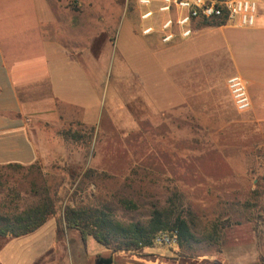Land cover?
I'll list each match as a JSON object with an SVG mask.
<instances>
[{"label":"rangeland","instance_id":"374dc122","mask_svg":"<svg viewBox=\"0 0 264 264\" xmlns=\"http://www.w3.org/2000/svg\"><path fill=\"white\" fill-rule=\"evenodd\" d=\"M27 1L34 6L30 16L36 28L40 21H55L46 0H0V6ZM135 1L65 3L66 10L77 15L73 41L78 40V51L96 41L93 52L103 57V45L112 47L106 81L98 95L81 94L85 106L78 107L77 123L47 130L44 155L36 164L39 171L25 168L1 174L0 194L8 189L19 192L21 209L37 203L44 188L57 201L56 214L36 232L11 244H6L11 239L0 238L4 264H97L113 256L114 264H186L192 255L234 243L228 230L235 222H250L246 228L254 229L255 236L246 241L264 249V134L243 124V130L231 127L242 132L237 137L228 139L235 133L225 131L219 140L212 137L218 133L214 126L205 125V134L204 124L188 121L182 79L186 65L174 70L181 75L176 87L170 65L186 60L196 48L199 53L206 50L209 35L200 34L194 42L196 36L182 35L192 26L174 25L175 39L165 44L163 23L176 21L177 14L160 13L159 3L147 9L140 4L141 13H154L143 20ZM148 27L154 31L144 35ZM87 208L109 211L121 225L146 226L155 212L181 218L193 238L179 246L178 232L173 231L175 245L154 240L153 247L138 252L114 253L116 237L107 249L93 237L84 241L80 231L67 227L68 210Z\"/></svg>","mask_w":264,"mask_h":264},{"label":"crops","instance_id":"0c3cea01","mask_svg":"<svg viewBox=\"0 0 264 264\" xmlns=\"http://www.w3.org/2000/svg\"><path fill=\"white\" fill-rule=\"evenodd\" d=\"M140 1L135 2L141 13ZM150 1L161 4L162 0ZM249 1L257 4L253 27L224 22L200 26L194 22V42L200 34L209 35L206 50L199 53L200 47L196 48L186 60L170 65L174 87L181 76L174 70L180 71L186 65L182 79L186 80L188 121L204 124L205 134V125L214 126L218 131L214 139H223L225 131L235 133L228 139L237 137L242 132L231 127L242 129L243 124L264 134V0ZM27 2L0 6V167L29 168L42 160L47 130L51 125L78 122V107L85 106L80 96L93 92L98 95L100 84L106 81L112 51L104 44L103 57L98 51L94 53L96 41L91 48L78 51V40L73 41L77 15L65 5L77 0H46L55 21H40L38 28L30 16L34 13V6L29 4L32 1ZM235 75L248 87L252 106L244 113L236 110L227 85ZM154 108L160 110L157 104ZM230 157L225 161L229 162ZM250 224L235 222L228 230L234 235V243H220L215 252L192 255L186 264H264V249L260 251L258 244L246 241L255 236L254 229L246 228ZM3 247L0 264L5 262Z\"/></svg>","mask_w":264,"mask_h":264},{"label":"trees","instance_id":"16d2710c","mask_svg":"<svg viewBox=\"0 0 264 264\" xmlns=\"http://www.w3.org/2000/svg\"><path fill=\"white\" fill-rule=\"evenodd\" d=\"M206 24H211L204 22ZM25 167L8 165L0 167V189L4 186V170H22ZM29 170H38V165H33ZM20 193L14 189H8L0 194V237L17 239L28 236L42 226L56 214V196L51 195L50 190L43 189L39 201L32 206L23 209L19 207ZM65 221L69 229H77L85 241L87 237H93L100 245L111 249V238L116 237L117 245L112 251L138 252L144 248L153 247L157 234L178 232V245L182 246L185 241L192 237L189 225L177 218L169 219L166 215L155 212L148 225L131 223L121 225L113 218L109 211L104 209H81L78 211L68 210ZM193 238V237H192Z\"/></svg>","mask_w":264,"mask_h":264},{"label":"built area","instance_id":"2783aa9c","mask_svg":"<svg viewBox=\"0 0 264 264\" xmlns=\"http://www.w3.org/2000/svg\"><path fill=\"white\" fill-rule=\"evenodd\" d=\"M141 5L151 6L150 0H141ZM159 12L163 14H177L176 21L168 19L163 23L162 34L165 44L171 43L175 39V34L171 31L174 25L180 28L192 26L194 22L208 23H230L239 27H253L256 24L257 4L249 0H162ZM154 16L150 10L141 15L143 20H148ZM153 28L144 29V35L153 33ZM183 37L192 35L191 29L183 31ZM228 89L236 110L240 113L251 109V100L248 94L246 81L240 76H232L227 80ZM177 234L162 233L158 235L155 242L159 245H175Z\"/></svg>","mask_w":264,"mask_h":264},{"label":"water","instance_id":"95a60500","mask_svg":"<svg viewBox=\"0 0 264 264\" xmlns=\"http://www.w3.org/2000/svg\"><path fill=\"white\" fill-rule=\"evenodd\" d=\"M97 264H113V258L110 257V258L99 259Z\"/></svg>","mask_w":264,"mask_h":264}]
</instances>
